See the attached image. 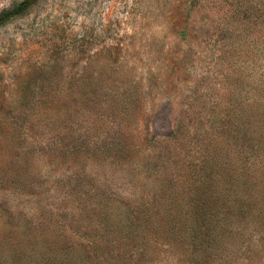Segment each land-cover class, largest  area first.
I'll use <instances>...</instances> for the list:
<instances>
[{"label":"rangeland","instance_id":"1","mask_svg":"<svg viewBox=\"0 0 264 264\" xmlns=\"http://www.w3.org/2000/svg\"><path fill=\"white\" fill-rule=\"evenodd\" d=\"M28 4L0 27V234L24 238L0 243V264H194L169 226L195 214L183 187L200 163L222 174L209 264H264V210L248 205L264 207V0ZM173 187L183 208L154 209L144 256L83 233L85 200L124 219Z\"/></svg>","mask_w":264,"mask_h":264},{"label":"trees","instance_id":"2","mask_svg":"<svg viewBox=\"0 0 264 264\" xmlns=\"http://www.w3.org/2000/svg\"><path fill=\"white\" fill-rule=\"evenodd\" d=\"M27 8H29V4L28 0H25L12 9L0 12V27L9 23L14 16L19 15ZM210 164L211 166L206 165V163H200L188 167L192 173V178L189 181H192L183 187V192L185 191L186 194H189L190 191H194L190 194L192 201L189 203V206L195 209V214L190 217L188 224L183 220V222L179 221L178 225H176L175 222L173 225L170 224L169 226V228L171 226L172 228L176 227L178 235L181 236L185 242L191 243L192 252L198 255V257H195L194 264L210 263V257L213 256L214 250L218 248L214 240L222 229L219 228L222 227L220 225V218L209 209V201H213L214 197H219V193L217 192L223 190V187L220 186L222 174L214 163ZM230 181L231 180H229V182ZM224 186L227 188L228 185ZM163 191L165 192V190ZM181 193L182 192L175 187L170 188L166 196L167 205L162 203L158 204L154 199L141 202L134 206L128 204V207L125 208L126 212L124 219L113 216L110 211V201L112 198L109 196L100 198L96 204V209H92L91 212L89 210V204L86 202L87 200H85V205L79 208L88 215L91 214V217L88 223H84L85 230L83 233L90 236L98 232L100 236L106 238L105 242H116L118 245H122L123 250L121 252L119 251L118 255L122 254L121 256L128 255L131 257L133 254H136L142 257L145 255V249L147 247L142 244L145 233L148 232L150 228L155 225L156 220H158L156 217L152 218V215L156 213L154 209L156 208L159 210V208L162 207L165 214L171 215L170 209L172 207L176 209L180 207L183 208V204L174 203ZM248 205H250L254 212L258 209L257 215L258 217H262L264 207L254 208L252 202H249ZM176 216L177 213H174L172 220L170 218L169 222L172 223L174 220H178ZM7 222L14 226H18L19 224L10 220H7ZM36 227L37 225L32 220L22 223V228L24 229V234L27 236V239H31L30 236L34 235ZM217 228H219V230ZM11 232L14 235L0 234V243L24 239H17L14 231L11 230ZM61 237H63L62 241L71 239V237L67 235Z\"/></svg>","mask_w":264,"mask_h":264}]
</instances>
